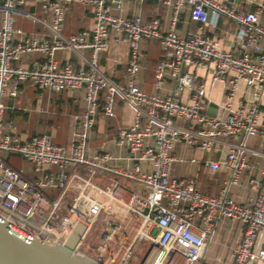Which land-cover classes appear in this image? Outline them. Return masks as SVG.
Masks as SVG:
<instances>
[{"label": "built area", "instance_id": "1", "mask_svg": "<svg viewBox=\"0 0 264 264\" xmlns=\"http://www.w3.org/2000/svg\"><path fill=\"white\" fill-rule=\"evenodd\" d=\"M134 1L142 6L148 0ZM157 1L170 10L166 27L160 18L122 15L119 0H1L0 207L45 232L47 245L59 244L86 256L84 247L103 217L95 255L89 256L98 264H131L138 242L148 243L138 264H202L215 225L228 219L244 229L229 264H254L264 260V249H255L264 233V165L248 180L256 192L253 199L239 202L229 190L243 186V176L253 169L250 156L264 160V150L256 151L246 141L255 136L264 140V109L259 103L264 92V45H260L264 0L246 13L227 0ZM28 4L39 6L49 20L26 11ZM73 5L93 9L92 32L65 34ZM186 10L199 29L181 36L177 29ZM221 16L244 30L246 44L238 53L221 49L210 34L212 17ZM20 17L45 31L29 34L17 29ZM111 39L129 48L125 83L116 82L99 65V55L109 50ZM147 40H158L165 51L156 70L154 94L146 93L136 81L142 43ZM61 52L75 53L85 66L62 65L57 56ZM33 56L30 67L19 65ZM192 68L210 70L211 88L226 83L228 102L216 108L226 111L225 116L208 114L206 85L197 82ZM167 81L173 84L170 92L165 90ZM241 82L258 99L249 109L233 106ZM24 83L50 93L84 92L85 107L69 148L48 135L22 141L4 129L5 101L17 98ZM117 100L132 110L133 123L117 131L112 149L94 150L90 139L100 110L114 118ZM239 137L245 140L235 141ZM177 143L197 146L206 154L217 147L226 151L224 159L206 163L212 172H229L217 195L201 192L194 177L171 175ZM9 154L24 158L30 174L10 166ZM99 177L105 182H98Z\"/></svg>", "mask_w": 264, "mask_h": 264}, {"label": "crops", "instance_id": "2", "mask_svg": "<svg viewBox=\"0 0 264 264\" xmlns=\"http://www.w3.org/2000/svg\"><path fill=\"white\" fill-rule=\"evenodd\" d=\"M106 1L112 3V1L116 0ZM119 1L122 2V15L133 17L140 13L145 20L160 18L163 27L167 26L170 10L157 0H148L142 6H138L134 0ZM262 2L263 0H227L229 5L234 6L243 13L255 11ZM24 9L37 17H44L49 20L48 17L44 16L39 6L28 4ZM113 12L120 13L116 9H113ZM262 19L264 20V15ZM80 22L83 23L84 27L79 25ZM94 27L95 14L89 8L75 5L68 9L65 29L67 36L79 34L83 31L92 32ZM16 28L22 29L29 34H41L45 31L42 25L21 17L17 19ZM198 29L199 24L191 20L189 10H186L181 17V23L178 25V33L181 36H186L191 32H196ZM209 29L210 34L218 40L221 49L238 53L246 44L242 26L225 16L212 17ZM260 45H264L263 39H261ZM86 55L91 57V51L86 52ZM164 55L165 51L158 40H147L142 43L141 71L136 81L146 93H156L154 87L156 70ZM57 56L62 65L72 63L75 68L85 66L75 53L61 52ZM129 57L130 52L127 44L123 42L116 43L111 39L109 50L99 55V65L116 82L125 83ZM34 59L35 56L24 58L19 65L30 67ZM191 72L195 74L197 82L206 85L207 95L211 103L219 107L228 102L226 83L220 82L212 88L209 86L210 70L192 68ZM167 85L168 87L165 90L170 92L173 84L167 81ZM185 96L187 97L188 94H185ZM257 101L258 99L254 96L253 90L241 82L236 100L233 103L234 108L244 107L249 109ZM5 103L4 129L7 132L18 136L22 141H29L38 135H48L54 143L69 148L77 129V117L85 107V98L83 91L50 93L42 91L30 83H24L20 86L19 96L15 99L7 98ZM259 103L260 108L264 109V92ZM115 110L116 116L114 118L106 117L103 111L100 110L96 126L91 134L90 147L92 149L98 151L112 149L114 147L113 138L117 131L122 127H129L133 123L134 114L124 102L117 100ZM215 113L218 116L227 114L224 110H216ZM179 123L183 126L191 125L188 122ZM244 140V137L235 139V141ZM246 141L250 148L256 151L264 150V140L261 137H249ZM174 154L176 161L173 162L171 167V175L173 177H194L197 180L200 191L209 195H217L225 186L229 178V172L224 169L219 172H212L206 165L208 160L224 159L225 150L217 147L212 153L206 154L197 146L177 143L174 148ZM249 160L253 169L243 176V186L229 190V196L242 203H247L256 196V192L248 180L257 176L258 169L264 165V160L259 156L252 155ZM21 161L26 160L20 155L14 156L13 163L25 175H29L31 171L30 164L26 161L29 165V170L25 171L18 166L17 162ZM117 179L119 180L120 178ZM97 181L105 182L102 177H99ZM124 185L130 187L132 183L126 180ZM243 230V226L236 221L219 220L207 244L202 264H229L232 260V248L241 240ZM255 249L257 251L264 249V233L260 234ZM254 264H264V260H259Z\"/></svg>", "mask_w": 264, "mask_h": 264}, {"label": "water", "instance_id": "3", "mask_svg": "<svg viewBox=\"0 0 264 264\" xmlns=\"http://www.w3.org/2000/svg\"><path fill=\"white\" fill-rule=\"evenodd\" d=\"M213 103L208 114L214 116ZM46 233L0 207V264H98L83 253L43 242Z\"/></svg>", "mask_w": 264, "mask_h": 264}, {"label": "rangeland", "instance_id": "4", "mask_svg": "<svg viewBox=\"0 0 264 264\" xmlns=\"http://www.w3.org/2000/svg\"><path fill=\"white\" fill-rule=\"evenodd\" d=\"M73 23H74V20H73ZM79 25H81V27L82 26L84 27L82 22H80ZM17 163H18V166L20 168L24 169L25 171L29 170V165H28V163H26V161H23V162L21 161V162H17ZM125 181L126 180L121 179L122 183H124ZM104 226H105L104 218L101 217L100 220L95 225V227H94V229H93V231H92V233L88 239V242L85 245L86 250L92 246H95V247L97 246L99 238L101 236V232L104 229ZM147 249H148V243L147 242H138L134 248L133 258L131 260V264H138L141 261V259L144 257L145 253L147 252ZM86 250H85V252H86ZM87 254L89 256L90 255L92 256L93 254L95 255V252L93 250H91V251L87 252Z\"/></svg>", "mask_w": 264, "mask_h": 264}, {"label": "trees", "instance_id": "5", "mask_svg": "<svg viewBox=\"0 0 264 264\" xmlns=\"http://www.w3.org/2000/svg\"><path fill=\"white\" fill-rule=\"evenodd\" d=\"M73 6H75V5H73ZM78 6V5H77ZM89 10H91L92 12H93V9L92 8H89ZM94 13V12H93ZM102 110V109H101ZM14 156H17V154H9V156L7 157V159H6V161H7V163L10 165V166H12L14 169H16V170H19V168L13 163V158H14ZM94 247L95 246H92V247H90L89 249H87L86 250V248H85V250H86V252H89V251H91V250H93L94 251ZM91 249V250H90Z\"/></svg>", "mask_w": 264, "mask_h": 264}]
</instances>
